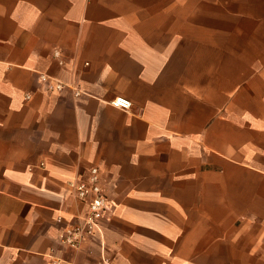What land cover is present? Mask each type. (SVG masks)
Returning a JSON list of instances; mask_svg holds the SVG:
<instances>
[{"label":"crops","instance_id":"crops-1","mask_svg":"<svg viewBox=\"0 0 264 264\" xmlns=\"http://www.w3.org/2000/svg\"><path fill=\"white\" fill-rule=\"evenodd\" d=\"M167 18L168 0H0V264H264V63L215 64L216 19ZM242 36L230 53L264 56ZM92 166L114 210L73 248L68 181Z\"/></svg>","mask_w":264,"mask_h":264},{"label":"rangeland","instance_id":"rangeland-1","mask_svg":"<svg viewBox=\"0 0 264 264\" xmlns=\"http://www.w3.org/2000/svg\"><path fill=\"white\" fill-rule=\"evenodd\" d=\"M167 19H216L215 64L264 63V56L230 53V48L233 52L252 48L254 41L245 40L243 34L257 32L264 35V0H168ZM196 26L184 24L183 29L192 31ZM209 26L211 28V24ZM262 42L264 44V40ZM241 84L243 90L245 85ZM241 106L236 102L232 104L235 111L243 110Z\"/></svg>","mask_w":264,"mask_h":264},{"label":"built area","instance_id":"built-area-1","mask_svg":"<svg viewBox=\"0 0 264 264\" xmlns=\"http://www.w3.org/2000/svg\"><path fill=\"white\" fill-rule=\"evenodd\" d=\"M112 104L125 110L131 107V101L124 96H116L112 100ZM68 184L73 189L77 199L86 204L87 207V213L80 221L63 229L59 234L62 244L76 248L93 233L102 235L101 220L113 212L114 206L103 184L101 173L96 166L90 167L86 179L72 177ZM53 264H60V261L54 260ZM96 264L115 263L102 253Z\"/></svg>","mask_w":264,"mask_h":264}]
</instances>
